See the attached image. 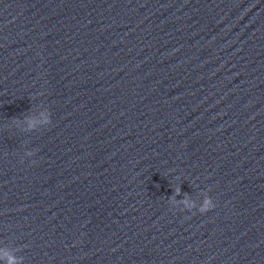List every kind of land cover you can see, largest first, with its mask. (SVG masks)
Segmentation results:
<instances>
[{
	"label": "water",
	"instance_id": "water-1",
	"mask_svg": "<svg viewBox=\"0 0 264 264\" xmlns=\"http://www.w3.org/2000/svg\"><path fill=\"white\" fill-rule=\"evenodd\" d=\"M0 264H264V0H0Z\"/></svg>",
	"mask_w": 264,
	"mask_h": 264
},
{
	"label": "clouds",
	"instance_id": "clouds-1",
	"mask_svg": "<svg viewBox=\"0 0 264 264\" xmlns=\"http://www.w3.org/2000/svg\"><path fill=\"white\" fill-rule=\"evenodd\" d=\"M51 123L50 114L46 109H37L34 113L25 117L23 121L20 122L21 129L26 132L35 131L41 127H45ZM26 155L31 156L32 153H26ZM205 203H210L206 201Z\"/></svg>",
	"mask_w": 264,
	"mask_h": 264
}]
</instances>
